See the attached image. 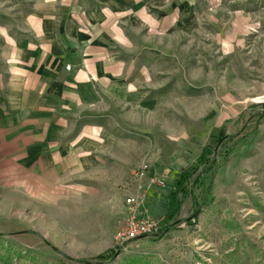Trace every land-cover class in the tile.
<instances>
[{
    "label": "rangeland",
    "instance_id": "rangeland-1",
    "mask_svg": "<svg viewBox=\"0 0 264 264\" xmlns=\"http://www.w3.org/2000/svg\"><path fill=\"white\" fill-rule=\"evenodd\" d=\"M34 1L0 0V27L17 26ZM195 13L139 58L138 102L123 104L116 139L107 135L105 174L50 190L0 167V264H264V0H202ZM206 146L213 183L196 178L200 167L171 206V222H185L162 234L172 181ZM143 160L148 179L166 183L139 206L158 228L120 241Z\"/></svg>",
    "mask_w": 264,
    "mask_h": 264
},
{
    "label": "crops",
    "instance_id": "crops-1",
    "mask_svg": "<svg viewBox=\"0 0 264 264\" xmlns=\"http://www.w3.org/2000/svg\"><path fill=\"white\" fill-rule=\"evenodd\" d=\"M201 3L36 0L17 26L0 27L4 172L34 177L50 190L46 184L58 180L105 174L107 135L116 139L123 104L138 102L139 58L154 54L155 39L183 20L195 21Z\"/></svg>",
    "mask_w": 264,
    "mask_h": 264
},
{
    "label": "built area",
    "instance_id": "built-area-1",
    "mask_svg": "<svg viewBox=\"0 0 264 264\" xmlns=\"http://www.w3.org/2000/svg\"><path fill=\"white\" fill-rule=\"evenodd\" d=\"M150 166L147 160H143L130 175V182L127 188L132 189L135 195H130L125 199L126 206L130 213L125 219L124 227L118 234L117 239L120 241H133L142 237L149 236L158 228V220L147 215L139 213L141 197L151 186L164 188L166 183L157 178H149L148 172Z\"/></svg>",
    "mask_w": 264,
    "mask_h": 264
},
{
    "label": "trees",
    "instance_id": "trees-1",
    "mask_svg": "<svg viewBox=\"0 0 264 264\" xmlns=\"http://www.w3.org/2000/svg\"><path fill=\"white\" fill-rule=\"evenodd\" d=\"M219 134L223 135V132L220 131ZM226 138V136H223L222 138H219L217 140V143H221V141ZM213 153V151H211L209 146H206L203 148L202 152L200 153L199 157L197 158L195 164H193L192 166H190L188 169H186L185 171L177 174V176L174 178V180L172 181V185H171V189L168 193V207L166 210V213L164 214L163 217V227H162V234L163 233H167L170 230L174 229L177 225H179V223L181 222H185L184 221H173L171 222V220L174 218L175 216V211L173 212L171 210V206L175 201V194L177 191H179L180 193H184V184L193 177V175L196 174V172L200 169V167L204 166V169L201 170L199 172V174H197L196 178L198 177V175L201 176V178L206 177L207 175L210 176V181H209V186L211 187V184L213 183V179L215 177V174L218 170V166L215 164L216 160H211L210 159V155ZM196 181H198L196 179ZM209 192V191H208ZM209 195V193L205 194V198H207ZM205 198L203 200H205ZM194 206L197 205V201L195 198H192ZM199 211L198 209H196L193 214L191 215L190 219H195L198 215ZM187 221V220H186ZM104 257L103 254L99 255L97 257V259H102ZM99 264H104V263H99Z\"/></svg>",
    "mask_w": 264,
    "mask_h": 264
}]
</instances>
